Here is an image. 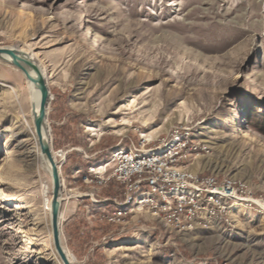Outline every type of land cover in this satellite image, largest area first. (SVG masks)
<instances>
[{
  "label": "rangeland",
  "instance_id": "374dc122",
  "mask_svg": "<svg viewBox=\"0 0 264 264\" xmlns=\"http://www.w3.org/2000/svg\"><path fill=\"white\" fill-rule=\"evenodd\" d=\"M0 46L45 72L73 264H264V212L245 203L229 225L176 233L145 209L106 225L115 205L98 198L114 149L173 126L200 143L191 169L264 198V0H0ZM26 122V80L0 61V264H56L41 248L51 179L25 159Z\"/></svg>",
  "mask_w": 264,
  "mask_h": 264
},
{
  "label": "built area",
  "instance_id": "2783aa9c",
  "mask_svg": "<svg viewBox=\"0 0 264 264\" xmlns=\"http://www.w3.org/2000/svg\"><path fill=\"white\" fill-rule=\"evenodd\" d=\"M199 145L190 128L173 126L156 142L114 149L98 182L120 183L123 191L113 200L115 209L104 216L106 221L120 223L127 214L145 209L181 233L229 225L231 208L238 202L264 212V198L253 199L241 181L190 168Z\"/></svg>",
  "mask_w": 264,
  "mask_h": 264
},
{
  "label": "water",
  "instance_id": "95a60500",
  "mask_svg": "<svg viewBox=\"0 0 264 264\" xmlns=\"http://www.w3.org/2000/svg\"><path fill=\"white\" fill-rule=\"evenodd\" d=\"M0 60L21 71L25 80L32 86V90L39 92V107L34 114L33 123L40 152L48 161L50 168L52 181V198L50 203L52 240L54 248L61 261L64 264H71L68 260L66 252L62 248L61 235L58 229V212L60 207L59 194L61 189L60 170L52 153L50 142L44 128L46 109L48 106V99L50 97V91L47 86L46 79L42 73L39 62L34 59L31 54L21 48L0 46Z\"/></svg>",
  "mask_w": 264,
  "mask_h": 264
},
{
  "label": "bare ground",
  "instance_id": "6f19581e",
  "mask_svg": "<svg viewBox=\"0 0 264 264\" xmlns=\"http://www.w3.org/2000/svg\"><path fill=\"white\" fill-rule=\"evenodd\" d=\"M22 50H24V49H22ZM24 51H26V50H24ZM26 52L29 53V54H31L28 51H26ZM32 57L34 59H36L33 55H32ZM1 62L5 63L4 61H1ZM5 64H7V63H5ZM40 67H41V65H40ZM41 70H42V73H43V75H44V77L46 79V75L44 74L45 72H44V70H43L42 67H41ZM108 78H109L108 75H106L105 77H103L102 80H105V79H108ZM95 80L96 79L93 78V79H91V82L92 81L94 82ZM26 91H27V101H28V112H29L30 124L29 123L27 124V122H26L25 123V126L28 127V129L30 131V133H29L30 138H28V140L29 139L30 140L32 139L33 140V144H31L30 146H28V145L26 146V142L28 141L26 139L25 140H21L20 141V144H23V146H25V151H24L25 154L24 155H25V159L30 162L29 164L30 165H34V164H36L37 161H39V162L41 161L42 164H43V166H44V168H45V170H46V172H47V174L49 175V177L51 179L49 163L46 160V158L44 157V155H42L41 152H40L39 145H38V142H37V136H36V132H35V127H34V123H33L34 114L36 113V111H37V109L39 107L40 95H39V92L38 91L32 90V86L29 84L28 81H26ZM50 96H51V92H50ZM49 100H50V97L48 99V103H49ZM18 106H19V104H18ZM19 110H23V109L20 107ZM47 113H48V106H47V109H46V116H47ZM23 118H24V116H23ZM44 128H45V133L48 136V139H49V142H50V146H51V136H50L51 131H50L49 125L47 123V118H45V127ZM52 153H53V151H52ZM53 155H54V153H53ZM29 157H30V159L28 160ZM54 158H55V156H54ZM61 194H62V180H61V189H60V194H59L60 205H61V202H62V196H61ZM51 198H52V181H51ZM51 198L49 200V217L51 215L50 214ZM60 212H61V209L59 207V212H58V229H59L60 235H61ZM50 229H51V218H50V228H49V230ZM51 237H52V229H51ZM51 237H50V231H49V236H47V239H44L42 241V244H41L42 247L41 248H44V247L45 248H49L50 249L49 250V253L52 254V256L54 258H57V259L59 258V260H60L59 261V260L56 259L57 260L56 261V264H64L61 261V259H60L59 255H58L57 251L54 248L53 240H52ZM61 244H62V248L66 252V255L68 257V260L70 261L71 264H73L72 261L70 260V256L68 254V251L66 250L65 246L63 245L62 237H61Z\"/></svg>",
  "mask_w": 264,
  "mask_h": 264
},
{
  "label": "trees",
  "instance_id": "16d2710c",
  "mask_svg": "<svg viewBox=\"0 0 264 264\" xmlns=\"http://www.w3.org/2000/svg\"><path fill=\"white\" fill-rule=\"evenodd\" d=\"M123 191V185L120 183H114L112 181L108 182L104 189L101 192V195H98L99 200H103L105 202V206L107 208H114V199H120V195ZM107 223V224H106ZM106 225H111L112 223L106 222ZM76 236L80 237L81 234H83V231L80 227V225L76 224ZM82 238V237H81Z\"/></svg>",
  "mask_w": 264,
  "mask_h": 264
}]
</instances>
